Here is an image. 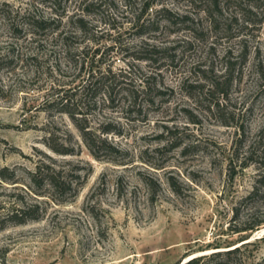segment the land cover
Segmentation results:
<instances>
[{
	"label": "rangeland",
	"instance_id": "374dc122",
	"mask_svg": "<svg viewBox=\"0 0 264 264\" xmlns=\"http://www.w3.org/2000/svg\"><path fill=\"white\" fill-rule=\"evenodd\" d=\"M43 1L48 7V0ZM80 1H65L69 14L79 9ZM101 1L99 9L87 17L100 29L88 34L98 39V44L82 42L83 37L73 32V45L87 46L89 52L99 49L104 59L101 67L110 65L117 70L133 64L134 84L152 65L160 67L149 83L163 94L139 113L125 114L120 102L113 107H96L89 116L92 127L117 123L122 136L108 135L107 140L132 158L129 166L96 161L79 143L77 132L65 116L50 121L35 111L51 83L66 84L75 76L72 63L63 58L59 45L49 40L42 41V47L30 44L28 39L15 40L0 20V54L8 55L11 61L0 68V168H30L43 159L41 153L52 156L60 167L72 162L90 168L72 201L62 205L46 201L38 221L8 224L0 229V264H184L192 257L213 252L208 245L215 238L235 239L226 228L231 208L250 190L255 170L252 166L240 170L237 163H231L229 169L228 161L240 144L254 139L264 123V81L259 79L264 72V0H251L253 16L248 17L252 26L240 24L239 11L246 0H221L222 17L236 20L232 25L235 37H222L213 44L210 34L198 38L190 28L202 33L206 28L204 4L199 0H150L153 6L148 15L157 21V29L141 38L130 27L131 12L138 11L140 0H128V7L122 0ZM0 3L13 11L31 9L44 17L51 13L32 0ZM159 8L172 17L165 20L163 15H155ZM181 16L190 21L179 23L176 19ZM143 41L172 49L169 53L175 57L173 63L161 60L147 65L131 60ZM111 45L113 51H106ZM243 51L245 63L236 65L226 97L212 96L210 101L218 106L207 109L208 103L200 100L198 88H193L202 83L199 79L205 73L201 71L219 75L226 62L222 58L225 52H229V61H235ZM34 53L37 61H28ZM48 126L65 144L69 142L64 137L70 133L79 144L78 155L57 157L42 147L39 139ZM163 127L171 130V137L182 145L193 148L184 156L178 151L167 155L166 169L155 171L140 162L137 155L155 147V136L164 131ZM168 171L174 190L164 183ZM145 178L158 185L152 198L146 196L141 183ZM11 187L0 184V213L12 203V193L28 202L23 188ZM259 209L264 215V198ZM244 242H248L242 248L246 263L264 264V224Z\"/></svg>",
	"mask_w": 264,
	"mask_h": 264
},
{
	"label": "trees",
	"instance_id": "16d2710c",
	"mask_svg": "<svg viewBox=\"0 0 264 264\" xmlns=\"http://www.w3.org/2000/svg\"><path fill=\"white\" fill-rule=\"evenodd\" d=\"M32 1L36 2L35 4H45L43 0ZM65 1L48 0V7L42 6L50 9L51 13L47 17L37 15L31 9L8 10L5 3H0V20L15 40L26 41L28 39L29 43L35 44L36 47H42V41L49 40L55 45H59L58 49L63 54V58L72 63L76 69L75 76L66 84L56 83L54 85L51 83L49 85L43 100L36 105L35 111L42 113L50 121L55 117L65 116L77 132L79 143L92 159L118 166H129L132 161L130 154L107 140L108 135L122 136L117 123H100L93 128L89 116L93 114L96 107L103 104L113 107L115 103L120 102L121 109L125 114L139 113L142 108L153 106L163 93L154 84L149 83L154 76L159 74L160 68L153 66L152 63L155 64L163 60L162 62L172 64L175 59L174 55L169 53V50L172 49L159 48L143 41L142 45L134 51L135 56L131 57V60L145 62L153 67L151 66L152 69L139 79L138 84H134L132 80L133 64H129L126 69L117 70H112L110 65L101 67L104 64V59L98 54L99 49L94 48L89 52L90 48L87 46L73 45V32L83 37L82 42L98 44V39H94L91 37L92 35L88 34L100 32V29L92 25L87 17L92 14L94 9H99L102 1H80L79 9L71 11L70 14L66 9ZM199 1L204 4L202 13L206 20V28L202 33L190 27L194 31L193 36L201 38L210 34L212 44L222 37L226 40L235 37V34L232 33V25L236 20L231 17L226 19L222 17L221 0ZM122 2L124 7L128 5V0H122ZM245 2V6L239 11L240 24L241 26L244 24V26H252L253 21L248 16H253L250 9L254 7H252L251 0ZM151 6H153L152 1L140 0L138 11L134 14V11L131 12L130 27L134 29L137 37L151 36L150 32L157 29V21L148 15ZM154 14L163 15L165 20L172 17L163 8L154 11ZM176 20L179 23L190 21L185 16ZM105 50L112 52L113 45L106 47ZM228 54L229 52H225L222 56L226 62L221 74L213 75L210 70L201 71L206 74L199 79L202 83H196L193 86V88H198L200 100L208 103L207 109L218 106L217 103L210 101L212 96L226 97L234 81L236 65L245 63V51L235 61H229ZM96 56L97 58H95ZM27 59L30 62H36V53L29 55ZM10 63L8 55L0 54V68L10 65ZM259 79L264 81V72L260 74ZM163 129L164 131H160L155 136V147L143 149L137 155L140 162L155 171L166 169L169 162L167 155L178 151L179 155L184 156L193 148L182 145L177 138L171 137L172 131L167 127H163ZM42 131L39 139L40 144L52 155L57 157L78 155L79 144L76 140H72L70 133L67 132L64 137V141L69 142L65 144L51 127H45ZM41 155L43 159L37 160L30 168H0V184L11 185L13 190L17 187L23 188L24 195L28 197L26 203L21 201V195L13 193L10 195L13 201L4 213H0V229L8 224L23 225L38 221L44 213L46 201L53 205H62L72 201L90 174V168L85 169L72 162H67L66 167H60L52 156L44 153ZM231 163H237L240 170L249 166L255 170L250 190L238 197L231 208L232 215L226 228L228 234L235 235V239L226 241L225 239L220 240V237L215 238L212 241L213 244L208 245L212 246L213 252L192 257L184 264H247L242 248L248 242L244 241L248 239L251 232L256 231L264 224V215L259 213L260 204L264 198V123L254 139L240 144L234 151L231 160L228 161L229 169ZM169 173V171L165 172L164 183L174 190L172 177ZM141 183L146 190V196L152 198L158 185L150 178L142 179ZM86 205L87 198L84 208L87 207ZM89 208L91 209V206L88 204ZM91 218L93 217L91 216Z\"/></svg>",
	"mask_w": 264,
	"mask_h": 264
}]
</instances>
